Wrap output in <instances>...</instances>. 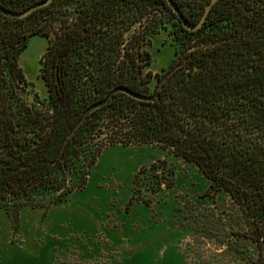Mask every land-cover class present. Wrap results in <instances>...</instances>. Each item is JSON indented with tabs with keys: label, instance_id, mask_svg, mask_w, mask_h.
Wrapping results in <instances>:
<instances>
[{
	"label": "trees",
	"instance_id": "trees-1",
	"mask_svg": "<svg viewBox=\"0 0 264 264\" xmlns=\"http://www.w3.org/2000/svg\"><path fill=\"white\" fill-rule=\"evenodd\" d=\"M174 1L194 24L210 0ZM160 10L170 16L174 58L153 75L146 45L167 28ZM34 34L47 39L39 68L47 96L29 101L18 58ZM109 144H156L195 164L209 190L245 211L252 236L236 235L264 243V0H217L196 30L166 0H52L25 17L0 12V208L64 202ZM154 172L148 183L158 187Z\"/></svg>",
	"mask_w": 264,
	"mask_h": 264
},
{
	"label": "rangeland",
	"instance_id": "rangeland-1",
	"mask_svg": "<svg viewBox=\"0 0 264 264\" xmlns=\"http://www.w3.org/2000/svg\"><path fill=\"white\" fill-rule=\"evenodd\" d=\"M74 4H67L68 21ZM158 12L167 28L152 34L146 45L153 75L174 58L170 16ZM35 20L17 27L25 30ZM46 45V37L34 34L19 54L28 82L19 93L29 101L35 92L40 99L47 96L39 76ZM153 172L158 187L148 183ZM209 184L195 164L156 144L106 145L85 184L64 202L17 212L0 208V264H260L261 259L264 264V243L236 235L252 236L245 211L233 205L229 193L209 190ZM230 243L239 245L237 252Z\"/></svg>",
	"mask_w": 264,
	"mask_h": 264
},
{
	"label": "water",
	"instance_id": "water-1",
	"mask_svg": "<svg viewBox=\"0 0 264 264\" xmlns=\"http://www.w3.org/2000/svg\"><path fill=\"white\" fill-rule=\"evenodd\" d=\"M51 1L52 0H40V1H37V2H35L33 4H31L30 6H28L27 8H25L23 10H20V11H13V10H9V9H6V8H3V7L0 6V12H2L5 15L12 16V17H25L28 14H30L32 11L36 10L37 8H40V7L48 5ZM216 1L217 0H210L208 2V4H207L203 14L199 18V20L196 23L191 24L183 16L181 10L176 5L174 0H166V2L169 5V7L172 9V11L176 14V16L181 21L183 27H185L186 29H189V30H196L202 25V23L204 22L207 14L210 11V8L212 7V5Z\"/></svg>",
	"mask_w": 264,
	"mask_h": 264
}]
</instances>
